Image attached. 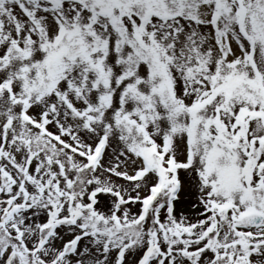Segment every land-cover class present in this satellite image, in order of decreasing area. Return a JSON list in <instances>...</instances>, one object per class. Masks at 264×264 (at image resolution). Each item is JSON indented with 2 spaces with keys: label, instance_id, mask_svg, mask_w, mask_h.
Segmentation results:
<instances>
[{
  "label": "snow or ice",
  "instance_id": "6c2138e0",
  "mask_svg": "<svg viewBox=\"0 0 264 264\" xmlns=\"http://www.w3.org/2000/svg\"><path fill=\"white\" fill-rule=\"evenodd\" d=\"M0 264H264V0H0Z\"/></svg>",
  "mask_w": 264,
  "mask_h": 264
}]
</instances>
